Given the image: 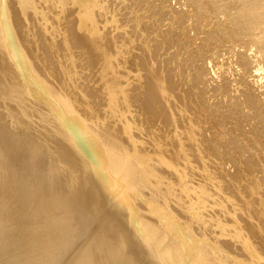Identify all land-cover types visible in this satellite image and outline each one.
Instances as JSON below:
<instances>
[{"label": "bare ground", "instance_id": "bare-ground-1", "mask_svg": "<svg viewBox=\"0 0 264 264\" xmlns=\"http://www.w3.org/2000/svg\"><path fill=\"white\" fill-rule=\"evenodd\" d=\"M261 2L180 6L196 10L195 25L210 29L204 42L232 54L239 25L255 30ZM157 3L0 0V264H264V101L257 87L245 92L243 77L235 95L227 103L221 98L220 110L214 106L199 87L204 64L195 78L204 55L196 65L191 48L179 43L193 47L200 28L199 35L193 26L175 31L178 10L174 18ZM251 33L243 36L245 48L264 46V35ZM253 51L259 86L264 60ZM206 57V69L216 65L221 74L223 64ZM237 68H226L223 78ZM198 98L205 103L195 106ZM182 122L206 127L205 138L198 133L189 145L178 130ZM154 211L163 229L172 221L178 244L188 239L184 248L170 244L174 233L159 231L153 217L150 224L159 226L151 234L145 221Z\"/></svg>", "mask_w": 264, "mask_h": 264}, {"label": "rangeland", "instance_id": "rangeland-1", "mask_svg": "<svg viewBox=\"0 0 264 264\" xmlns=\"http://www.w3.org/2000/svg\"><path fill=\"white\" fill-rule=\"evenodd\" d=\"M12 1L15 2V0H12ZM158 1L161 2V3H163V4H165V5H164L165 7H166V5H167V10H165V9H166V8H165L163 11H164V12H167L168 14H170L171 11H172L173 13L170 14V15H171V16H174V18H175V14H176V12H177V10H178L179 15L177 14L176 18H178V17H179V18L173 20V23L175 24V26H173L174 29H175V31L178 32V31L180 30V32H182V31H183V30L181 29L182 27H184L183 29H184V31H186V29L188 30V29L191 28L192 26H193V27H192V29H193L192 33H193V34H197V35H199V34H200V31H201L202 38H201V36H199V38H197V40L194 41L195 43L192 45L193 47H191V45L189 44L190 41H187V43H186L185 40L183 41V40L180 39L181 42L179 41V43L184 47V49L187 48V50H186L187 52H188V50L191 48V50H190V54H188V55H189L191 58H193V57L195 56L196 59H194V58H193V59H194V62H195L196 65H197V62H198V64H199L200 62L202 63V65H201V63L198 65V66H200V69H196V72H197V70H198V72H199V71L201 70V67H202L203 64H204L203 67H204L205 69L203 70V67H202V70H201L202 73L200 74L201 76L205 74V77L202 76V77L205 78V80H204V78H203V80H204L203 83H204L205 81L208 83L209 79H210V80H213L212 82L209 81V83L211 82V83H214V84H207V85H206V82H205V84L202 83V84H203V87H202V85L199 86V87H200V89L205 90V92H204L205 94H206L207 91L211 94L212 99H213V100H212V103L214 104V106H215V105H219V110H220V108H221V105H220L221 101L223 100V101H222L223 103H227V102H228V101H227V98H228V97H229V98H232V97H233L232 95H235V93H234V88L236 87V84H237V82H235V80L237 79L236 81H238V79H240L237 85H239L240 83H241L240 85H242V84H243V81H244V78H243V77H245V79L249 78V79H247V80L250 81V83H249V81H248V83H247V85H248V84L250 85V86H249L250 88L248 87V88L246 89L245 92L248 93V94H250V93H251V94H254L253 91H255V89H256L255 87H257L256 92H255V95H256V96L258 95L257 98L260 100V102H261V101H262V102L264 101V96H263V95H264V93H263V92H264V89H263V88H264V73L262 72L263 74H261V76H260V78H261V79H260V80H261V84H258L259 86H257V84H256L255 82H254V84H253V79H254V81H255L256 78H257V73L253 72L254 70L251 68L252 65H253V67L255 66V64H254V62H253L254 59H253V57H251V56H253V54H252V55L250 54V52H252L253 50H251V49H249V48H245L246 44H245L244 41H243V40H244V37H243L244 34H245V35L250 34V33H251V30H253V28L250 29V28H247V27H245V26H243V25H242V26L239 25L240 28H239L238 31H239L240 34H239L238 31H237L238 36H237V39H236L237 43H235V44H236V47L234 48L235 51H230V52H232V54L228 53L229 51H228V49L226 48V46H224V45L220 46V48H223L224 53H226V54H225V55H226L225 58H224V56H223V58H224V63H223V58L221 59L222 55H221L220 53H222V52H221L220 48H215V47L212 46V45H211V47H210V45H209L207 42H204V41L207 40V36H208V35H206V34H209V33H206V32H210V29H208V28H207V29H204L205 27H201V28H200V27H197V25H195V24H198V22H196V17L193 15V14H195L196 10H195L193 13H191V14H192V17H193V22H192V21H190V18L192 19L191 14H190L189 12H186V10H184L185 8H184L183 6H182V7L180 6L181 2H183V1H185V0H182V1H181V0H177V1L174 0L173 5H172V3H171V1L173 2V0H168V2L170 1V3H168L167 0H166V2H165V0H156V3H157ZM163 1H164V2H163ZM178 1H179V3H178ZM186 1H189V2H190V1H192V0H186ZM261 1H262V0H261ZM263 1H264V0H263ZM176 2H177V3H176ZM12 3H13V2H12ZM166 3H167V4H166ZM261 3H263V2H261ZM157 4H158V3H157ZM170 4H171V5H170ZM263 4H264V3H263ZM175 5H178L179 7H178V6L175 7ZM168 6L170 7L169 9H168ZM173 6H174L176 9L173 8ZM183 8H184V9H183ZM151 9H152L151 11H154V12H155V10H156L157 8L155 7V9H153V8H151ZM172 9H173V10H172ZM168 10H171V11L168 12ZM175 10H176V11H175ZM179 10H181V12H180ZM174 11H175V12H174ZM262 11H264V9H262ZM185 12H186V13H185ZM261 13H262V17H261V14H260V13L256 14V15H258L260 18H259L258 16H256V17H257V21H256L255 24H254V29H255V30L252 31V33H251V35H254V36H257V37H263V35H264V28H263V27H264V21H263V20H264V15H263L264 12H261ZM14 14H15V13H14ZM182 14H183V17H182ZM184 14H185V15H184ZM186 15H187L188 17H187ZM189 15H190V17H189ZM239 16H240V15H239ZM181 17H182V19H181V21H180V18H181ZM185 17H186V18H185ZM183 18H185V19H183ZM172 19H173V18H172ZM194 19H195V20H194ZM262 19H263V20H262ZM174 21H175V22H174ZM176 21H178L179 23H177ZM186 21H187V22H186ZM180 22H181V24H180ZM182 22H184V23L182 24ZM188 22H190L191 25L188 24ZM194 22H195V23H194ZM176 23H177L178 25H177ZM184 24H185V26H184ZM192 24H193V25H192ZM257 24H258V26H257ZM187 25H188V26H187ZM189 25H190V26H189ZM198 25H199V24H198ZM261 25H262L263 27H262ZM180 27H181V28H180ZM185 27H186V29H185ZM176 28H177V29H176ZM195 28H196V30H195ZM198 28H200V31H199V32H198V30H197ZM202 28L204 29L203 32H202ZM241 28H242V34H243V35H241V32H240V31H241ZM246 28H247V29H246ZM261 28H262V29H261ZM178 29H179V30H178ZM249 29H250V30H249ZM260 29H261V30H260ZM206 30H209V31H206ZM194 31H195V33H194ZM260 32H261V33H260ZM202 33H204V34H202ZM203 36H204V39H203ZM205 37H206V38H205ZM240 37H241V40H240ZM200 38H201V40L203 39V41H200ZM198 39H199V41H198ZM155 41H156V40H155ZM155 41L153 40V43H155ZM182 41H183V42H182ZM197 41H198V42H197ZM258 41H259V40H258ZM151 42H152V40H151ZM196 42H197L198 44H200V42H202V43H201L202 45L200 44V48H201V47H204V48L207 47V49L205 48V51H204V49L201 48V49H203V52H202V50L199 49V45H198ZM240 42H241V43H240ZM182 43H183V44H182ZM192 43H193V41H191V44H192ZM238 43H240V44H238ZM242 43H243V44H242ZM180 44H179V45H180ZM195 44L197 45V48H198V50H197V54H196V52H195V49H197ZM206 44H207V45H206ZM235 44H234V45H235ZM181 45H180V46H181ZM186 45H189V47H187ZM258 45H259V47H258ZM258 45H257V46L255 45V50L258 52V54H257V58L260 59V60H264V46H263L261 43L258 44ZM261 45H262V46H261ZM183 47H181V48H183ZM208 47H209V50H208ZM192 48H193V49H192ZM210 48H211V49H210ZM212 48H213V49H212ZM214 48H215L216 50H215ZM241 48H242V49H241ZM244 48H245V50H244ZM256 48H257V49H256ZM238 49H239L240 51H238V53H237V50H238ZM218 50H219V51H218ZM226 50H227V51H226ZM241 50H243V51H241ZM248 50H251V51H248ZM255 50H254V51H255ZM200 51H201L202 54L200 53ZM210 51H211V53H210ZM212 51H213V52H212ZM244 51H245V53H244ZM254 51H253V52H254ZM198 52H199V53H198ZM208 52H209V54H208ZM216 52H217V53H216ZM234 52H235V53H234ZM241 52H242V54H241ZM248 52H249V54H248ZM191 53L194 54V56L191 55ZM239 53H240V57H239V55H237V54H239ZM195 54H196V55H195ZM199 54H200V56L204 55V56H202L204 59H203V61H202V58H201V60H199V61L196 62L197 59H200V56H198ZM214 54H215V55H214ZM227 54H228V55H227ZM229 54H230V55H229ZM233 54H234V55H233ZM205 55H206V56L209 55V58L212 57V59H213V58H216L217 61H215V60L213 59V62H214V61H215L216 63L218 62V65H220L219 67H221V65L223 64V66L220 68V69H221V74H220V70L216 67V65H213V67H211V68H212V70H211V68H210L209 65L207 64V65H208V67H207L208 71H207V69H206V63H207V62H206V58H208V57H206ZM212 55H213V56H212ZM216 55H217V56H216ZM218 55H219V56H218ZM242 55H244V57H243ZM197 56H198V57H197ZM229 56H230L231 58H229ZM245 56H246V58H245ZM249 56H250V57H249ZM227 57H228V58H227ZM248 57H249V58H248ZM234 58H235L236 60H234ZM237 58H238V59H237ZM251 58H252L253 60H252ZM219 59H220V60H219ZM232 59H233L235 62H234ZM242 59H243V62L246 61L245 65H244V66H245L244 68H243V62L241 61ZM247 59H248V61H247ZM229 60H230V62H227V61H229ZM238 60H239V61H238ZM204 61H205V63H204ZM237 61H238V62H237ZM249 61H250V62H249ZM236 62H237V64H236ZM226 63H227L228 66L226 65ZM251 63H252V64H251ZM214 64H215V63H214ZM230 64H231V65L233 64V66L231 67ZM234 64H236V66H235L236 68H237V65H238L237 70H234V72H233V70H232V72H230V75H225V78H227V79L229 80V82H230V84H229V83H227L228 80L225 79V78H223V76H224L223 73L226 71V68H227V69L230 68V69H229L230 71H231V69H236V68L234 67ZM247 64H249V65H247ZM240 65H241V67H240V69H239V66H240ZM246 65H247V67H248L247 69H246ZM214 66H215V68H214ZM225 66H226V68H225ZM229 66H230V67H229ZM249 66H250V70H249ZM223 67H224L225 69H224ZM76 69H77V68H76ZM79 69H80V68H78L77 71H78L80 74H81V72H82V73H83V75L81 74L82 76H86V75H87V76L91 79V77H92L93 74H91V73H89V72H86L87 70H84V71H83V70H81V69L79 70ZM242 69H243V70H242ZM245 69H246V70H245ZM254 69H255V68H254ZM205 70H206V71H205ZM213 70H214V71H213ZM216 70H217V71H216ZM248 70H249V72H248ZM212 71H213V72H212ZM242 71H243V73H242ZM84 72H85V73H84ZM198 72H197V73H198ZM206 72H208V74H207ZM209 72H210L211 74H209ZM218 72H219V73H218ZM235 72H236V73H235ZM246 72H248V74H247ZM250 72H251V73H250ZM197 73H196V74H197ZM253 73H254V74H253ZM235 74H237V75H238V74H239V75L242 74L243 76H242V75H240V76L238 75V77H237ZM252 74H253V75H252ZM194 75H195V73H194ZM200 75H199V73H198L197 77H195V78H198V79L200 80V78H199V77H201ZM220 75H221V76H220ZM244 75H245V76H244ZM251 75H252V77H251ZM254 75H255V78H254ZM90 76H91V77H90ZM93 76H94V75H93ZM195 76H196V75H195ZM207 76H208V77H207ZM213 76L215 77L216 81H214V77H213ZM232 76H233V79H232ZM234 76H235V77H234ZM241 76H242V77H241ZM202 77H201V78H202ZM206 77H207L208 79H206ZM210 77H211V78H210ZM212 77H213V78H212ZM220 77H222V78L220 79ZM228 77H229V78H228ZM236 77H237V78H236ZM240 77H241V78H240ZM193 78H194V77H193ZM217 78H218L219 80H217ZM262 78H263V81H262ZM230 79H231V80H230ZM250 79H251V80H250ZM220 80H221V82H220ZM222 80H223L224 83L222 82ZM226 80H227V82H226ZM232 80H234V85H233V81H232ZM241 80H242V81H241ZM201 81H202V79H201ZM201 81H200V82H201ZM251 81H252V83H251ZM217 83H218V85H217V86H218V88H217L218 90L216 89V87H217L216 84H217ZM220 83H221V84H220ZM222 84H223L224 86L226 85V87H225V88H222V86H223ZM228 84H229V86H228ZM252 84H253V87H252ZM255 84H256V85H255ZM262 84H263V85H262ZM204 85H206V86H204ZM214 85H215V86H214ZM221 85H222V86H221ZM230 85H231V87H230ZM208 86H209V87H208ZM210 86H212V88H211ZM224 86H223V87H224ZM205 87H206V89H203V88H205ZM220 87H221V88H220ZM227 87H229V88H230L231 90H233V91L231 92V90L228 89ZM226 88L228 89V91L230 90V92H226V91H227ZM254 88H255V89H254ZM215 89H216V90H215ZM220 89H221V90H220ZM225 89H226V90H225ZM250 89H251V91H252V90H253V91L251 92ZM258 89H259V90H258ZM260 89H261L262 94H259V93H261V92H260ZM262 89H263V90H262ZM206 90H207V91H206ZM210 90H211V91L214 90L215 93H212ZM224 90H225V91H224ZM247 90H248V91H247ZM258 91H259V92H258ZM208 92H207V93H208ZM219 92H221L222 94H223V92H224V94L226 93V95H227V93H228V95H229L230 93H231V94H230L229 96L226 97L225 95L223 96V95L220 94ZM249 92H250V93H249ZM209 93H208V95H209ZM212 94H215V95H212ZM216 94H217V95L219 94V96H216ZM201 95H202V94H200V96H201ZM221 95H222V96H221ZM259 95H260V96H259ZM261 95H262V96H261ZM213 96L215 97V99L213 98ZM216 97H217V98H216ZM219 97H220V99H219ZM260 97H261V98H260ZM200 98H202V97H200ZM200 98H198V100H199ZM221 98H222V100H221ZM229 98H228V100H230ZM216 99H217V100H216ZM198 100L196 99V101L194 102V103L196 104L195 106H199L200 104L205 103V102L203 101V99H201V101H200V100L198 101ZM225 100H226V101H225ZM202 101H203V102H202ZM213 101H214L216 104H215ZM216 101H217V102H216ZM196 102L198 103V105H197ZM218 102H219V104H218ZM206 103H207V102H206ZM216 109L218 110V106L216 107ZM219 110H218V111H219ZM196 111H198L197 108H196ZM196 111H195L196 117H199L200 115H199V113H196ZM263 111H264V109H263ZM206 114H207V113H205V115H206ZM205 115H204V117H205ZM208 115L211 117L209 111H208L207 116H208ZM204 117L201 116L200 118L203 119ZM196 119H197V118H196ZM198 119H199V118H198ZM186 121H188V120H186ZM219 121H220V120H219ZM184 122H185V121H184ZM184 122H182V125L180 126V127H181L180 129H179V127H178V130H179V132H180V131L183 132V130H184L183 133H186V134H183V133H182V138H184V139L187 141V143H188L189 145H193V142H194V140H195L197 137H199V138H201V137H202V138H205L204 135H205L206 133H205V131H204L203 129L206 128V127H204V128H203V126H201V127H197V128L199 129V130H198V129H196L195 124H193V125L188 124V126H187V124L184 123ZM183 123L186 124L187 127H186ZM187 123H189V122H187ZM219 123H220V122H219ZM220 124L222 125V122H221ZM220 124H219V125H220ZM177 125H178V123H176V126H177ZM189 125H190V126H189ZM221 125H220V126H221ZM256 125H258V123H257ZM183 126H184V127H183ZM220 126H219V128H220ZM207 127H208V128H211L210 125H209L208 123H207ZM225 127H226V126H225ZM185 128H186V129H185ZM188 128H189L190 130H188ZM202 128H203V129H202ZM242 128H243V127H242ZM194 129H195V131H194ZM152 130H153V129H152ZM178 130H177V131H178ZM203 131H204V133H203ZM201 132H202V133H201ZM193 133H194V134H193ZM198 133H199V134H198ZM197 134H198V136L196 137ZM184 135H185V136H184ZM194 135H195V136H194ZM201 135H202V136H201ZM179 136H181V135H179ZM214 136H215V135H214ZM214 136H213V139L211 138L210 142L208 141L210 144H211V141L214 140ZM190 137H191V138H190ZM215 137H216V136H215ZM194 138H195V139H194ZM209 139H210V138H209ZM163 140H164V139H163ZM163 140H162V138H161V139H159L158 141H159V142H160V141L162 142ZM206 140H208V139H206ZM208 142H207V143H204L203 145H204L205 147H208V144H209ZM150 143H151V142H150ZM150 143L147 144V145H148L147 147L150 146L149 148H151V147L153 146V145H152L153 142H152L151 144H150ZM212 143H213V141H212ZM151 145H152V146H151ZM204 146H203V147H204ZM252 146H254V147L256 146V148L258 147L257 144H254V145H252ZM193 148H194V146H193ZM258 148H260V146H259ZM195 150H198V145H197V147H196ZM220 150H221V151H220V154H221L222 150L224 151V149H221V148H220ZM198 151H199V150H198ZM189 152H190V151H189ZM194 153H195V151H194V149H193V150L191 151V153H190L189 158H190V157H191V158L194 157V159H195V158H196V156H195L196 154H194ZM191 154H192V155H191ZM193 154H194V155H193ZM222 155H223V156H225V155L227 156L226 151H224ZM227 158H229V156H227ZM231 159H232V158H231ZM231 159L229 158L230 161H231ZM229 160H228V161H229ZM232 161H233V160H232ZM232 161H231V162H232ZM192 162L194 163V160H193ZM232 163H233V162H232ZM152 166H153V165H152ZM234 166H236V165H234ZM148 168H149V167H148ZM149 172L151 173V170H149ZM154 176H156V177H155V179L153 178V181H155L156 183H159V180H160V179L158 178V176H157L156 173H154ZM156 178H157V179H156ZM153 183H154V182H153ZM200 192H201V191H200ZM155 211L158 212V213L160 212L159 210L157 211V209H156ZM155 211L152 213V214H154V216L151 215V217H148V220H147V218H146V221H145V223H146V224H145L146 227H147V225H149V226L147 227L148 229H149V227H151V230L149 229L150 232H151V234H153V232L158 231L157 229H159V231H163V230H164L165 232L167 231V234H168V232H169L168 236H171V234H173L174 232L172 233V231H171L170 228H168V227H170V226H169V223H170V222L172 223V221L169 220L170 222H168V221L166 220L167 224H166V222H165V224H164L165 226H164V229H163V221H165V220H164V218H163V221H161V220H160L161 218H160L159 221H156V222H155V221L153 220V219L156 217V216H155V214H156ZM158 213H157V214H158ZM205 213H207V212H205ZM203 214H204V213H203ZM206 215H207V214H206ZM206 215L204 214V216H206ZM148 216H149V215H148ZM152 217H153V218H152ZM151 218H152V221H153L154 223H156V225H157V224H159V225L161 224L162 226H161V225H160V226L158 225L159 228H157L158 226H153V227H152V225H154V223H152V225L150 224L151 221L149 222V220H151ZM157 218H158V217H157ZM157 222H158V223H157ZM159 222H160V223H159ZM148 223H149V224H148ZM171 223H170V225H172ZM154 227L157 228L156 231H155V228H154ZM160 227H161L163 230H162ZM165 227H166V228H165ZM152 228H153V229H152ZM166 229H167V230H166ZM153 230H154V231H153ZM181 231H182V230H181ZM170 232H171V233H170ZM177 232L179 233V231H177ZM177 232H175L173 235L176 237V238H175V241H176L177 236H178V241L175 242V241L173 240L174 236L172 235V236H171L172 239L170 238V242H171L170 244H174V243H175V244H174L175 247H179L178 245H180L181 242H182V246H183L182 248H184L185 242L188 243V241H187L188 239H187V238H182V241H181V237H180V244H178L180 233L177 235ZM167 234H166V237H167ZM182 237H183V236H182ZM168 239H169V237H167V240H168ZM185 239H186V240H185ZM172 240H173V241H172ZM184 240H185V242H184ZM167 243H168V242H167ZM183 243H184V245H183ZM176 244H177V246H176ZM197 244H198V243H197ZM186 245H187V244H186ZM200 245H201V243H200ZM197 247H198V246H197ZM179 248L181 249V246H180ZM177 249H178V248H177ZM175 250H176V248H175ZM175 250L173 249L172 251H175ZM175 252H176V251H175ZM177 254L179 255V252H177ZM177 254L175 253V255H177ZM206 257H208V256H205V257H204V255H203V257H200L201 261L204 260V258H206ZM207 259H208V258H207ZM207 259H206V260H207ZM198 260H199V259H198ZM211 260H212V257H211ZM208 261H209V262H208ZM198 262H199V261H197V262L195 261V264H199ZM203 262H204V263H203ZM193 263H194V262H193ZM201 263H202V264H205V263H209V264L211 263V264H212V263H214V262H210V260L208 259L207 262L204 260V261H202Z\"/></svg>", "mask_w": 264, "mask_h": 264}]
</instances>
